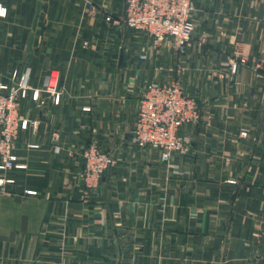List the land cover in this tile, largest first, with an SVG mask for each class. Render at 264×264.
<instances>
[{
    "label": "crops",
    "instance_id": "obj_1",
    "mask_svg": "<svg viewBox=\"0 0 264 264\" xmlns=\"http://www.w3.org/2000/svg\"><path fill=\"white\" fill-rule=\"evenodd\" d=\"M193 2L177 56L170 38L155 47L122 23L125 0H0V83L16 70L41 93L21 102L38 125L19 131L21 166L0 191V264H264V68L228 70L261 53L264 0ZM50 70L56 98L43 92ZM172 79L199 120L179 130L187 151L163 161L129 131L146 85ZM90 143L113 163L86 193Z\"/></svg>",
    "mask_w": 264,
    "mask_h": 264
},
{
    "label": "built area",
    "instance_id": "obj_2",
    "mask_svg": "<svg viewBox=\"0 0 264 264\" xmlns=\"http://www.w3.org/2000/svg\"><path fill=\"white\" fill-rule=\"evenodd\" d=\"M195 12L193 0H125L122 23L131 30L144 32L159 47L170 38L176 55L184 52L190 40ZM5 9L0 7V15ZM110 20V17H106ZM250 65L254 70L264 68V43L261 53L251 63L244 55H235L228 63V70L234 75L239 65ZM43 92L49 97L59 96V78L55 70H50L43 81ZM25 99L40 102L39 89L29 84L28 74L14 70L8 82L0 83V191L5 192V184L13 183L6 173L20 167L14 153V144L20 130L38 125L36 119L20 112ZM199 120L197 101L184 93L178 79L167 83H148L138 100L137 112L129 131V140L138 147L149 146L158 149L160 158L168 161L173 151L185 152L189 139L179 134L181 127ZM246 135V132H241ZM37 147V144H31ZM83 168L80 178L86 193L95 190L104 171L112 165L111 153L102 150L98 144L90 143L83 151Z\"/></svg>",
    "mask_w": 264,
    "mask_h": 264
},
{
    "label": "water",
    "instance_id": "obj_3",
    "mask_svg": "<svg viewBox=\"0 0 264 264\" xmlns=\"http://www.w3.org/2000/svg\"><path fill=\"white\" fill-rule=\"evenodd\" d=\"M38 12H39V4H37L36 15H35V18H34L33 24H32V31H31V33L29 34V37H28V43H27V52H28V54H27V58H29L31 56L33 30H34L35 25H36Z\"/></svg>",
    "mask_w": 264,
    "mask_h": 264
}]
</instances>
